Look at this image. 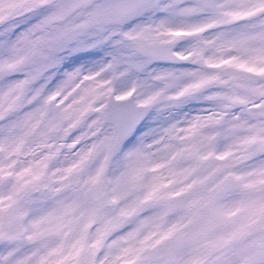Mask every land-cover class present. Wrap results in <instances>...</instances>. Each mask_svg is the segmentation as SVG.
<instances>
[{
	"label": "snow or ice",
	"instance_id": "snow-or-ice-1",
	"mask_svg": "<svg viewBox=\"0 0 264 264\" xmlns=\"http://www.w3.org/2000/svg\"><path fill=\"white\" fill-rule=\"evenodd\" d=\"M0 264H264V0H0Z\"/></svg>",
	"mask_w": 264,
	"mask_h": 264
}]
</instances>
